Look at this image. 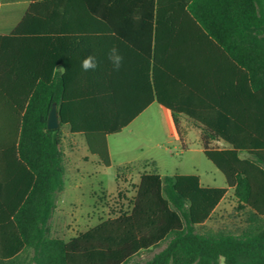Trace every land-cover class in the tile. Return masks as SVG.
<instances>
[{
  "label": "trees",
  "instance_id": "trees-1",
  "mask_svg": "<svg viewBox=\"0 0 264 264\" xmlns=\"http://www.w3.org/2000/svg\"><path fill=\"white\" fill-rule=\"evenodd\" d=\"M63 1L34 0L18 27L0 35V82L8 86L0 93L15 115L1 123L8 186L0 202V224L6 231L0 264H141L144 253L163 245L145 264H264V107L252 108L247 120L236 109L227 123H198L203 126V154L223 174L227 188L204 187L197 175L161 176L155 168L141 175L129 212L70 241L51 233L65 190L61 128L83 135L90 153L110 168L108 137L138 116L135 112L122 119L110 66L103 74L99 67L78 71L81 60L95 50L88 36L111 35L116 31L111 21L118 14L139 20L152 58V102L169 110L178 127L182 111L174 99L162 95L158 71L171 72L170 83L175 82L174 65L166 62L175 57V35L182 29H195L227 59L232 85L245 81L256 93L254 99L264 97V0ZM96 19L103 23L97 29L91 22ZM107 54L105 50L103 61L108 63ZM180 82L189 84L182 78ZM54 103L61 127L49 130ZM215 142L227 149L218 150ZM131 169L119 168L117 182ZM230 191L237 211H247V227L239 234L206 229Z\"/></svg>",
  "mask_w": 264,
  "mask_h": 264
},
{
  "label": "crops",
  "instance_id": "crops-1",
  "mask_svg": "<svg viewBox=\"0 0 264 264\" xmlns=\"http://www.w3.org/2000/svg\"><path fill=\"white\" fill-rule=\"evenodd\" d=\"M33 2L34 0H0L1 36L11 34L18 27ZM62 5H88V3L85 0H64ZM77 21L83 22L80 21V19ZM91 22L94 23L96 29L103 26L102 21L99 19ZM111 24L116 28V31L106 38L101 33L88 36L91 40L95 41V50L93 54L99 59L101 74L110 66L112 78L118 82V105L124 109V112H122V119H127L131 114L138 112V116L133 118L131 124L121 133L109 136L107 139L112 161L111 167H116L117 170L127 166L134 170L138 167H143L145 168L143 170L144 173H152L154 169L157 168L158 174L161 176H173L160 173L159 160L155 156H141L139 158L128 159L125 156L129 153V150L121 147V144L116 143L118 141L115 139L116 136L124 134V131L132 127L134 123L141 121L143 118H147L148 121L151 120L153 116L150 112L155 107L158 108L157 110L168 123L170 136L178 139L182 143V149H186L183 138L191 131L196 132L201 140L203 126L198 123H227L228 120L231 119L229 114L236 111V109H238L239 117L242 120L252 118V115L248 114L252 108L262 111L264 107V97L262 95L254 99V94L256 93L249 91L245 81H241L239 85H232L230 83V63L227 59L201 33L195 29V31L193 30L192 32H185L184 29H182L175 35V57H171L170 59L167 58L166 62L167 64L169 62V64L174 65L175 82L173 84L170 83L169 78L173 76L171 72L161 68L158 71V82L162 95L169 99H174L176 105H178L181 109L180 111H182V114H179L177 117V127L174 124L172 113L162 107L157 100L152 102V58H150L148 54V44H146L143 31L139 28V20L132 17L122 18L118 14V16L112 19ZM75 37L80 38L81 36ZM86 37L87 36H85V38ZM113 46L118 47L121 54L124 56L123 66L118 72L113 71L110 62L107 63L103 61L104 51H109ZM79 52L81 54V51ZM184 53H186V55L188 54V56L185 57ZM78 57H81L79 53ZM78 66V71L82 72L81 63H79ZM60 71L63 72L61 68ZM181 78L182 80L189 81L187 82L189 84H182L184 82H180ZM3 88H8V86L0 82V91ZM8 104L6 95L0 93V202L7 196L8 186V179L6 178L8 154L6 142L2 140L1 123H6L9 120L15 119L13 109H10ZM187 112L190 113V116L185 114ZM67 128L69 129L67 137L71 140V144L69 150L65 151L64 149L66 175H68L67 177L65 175V187L68 183L73 184L79 180L97 178L98 173L96 171L92 174L84 172L87 170L89 164H94L97 168L103 167L99 163L98 158L90 153L85 137L81 134H73L70 128ZM65 137L66 135L63 132V147L66 140ZM82 143H84L85 153L89 157L79 158L78 154H80V144ZM212 146L218 150L227 149V146L223 142H215ZM168 151L172 154L171 149ZM81 152H83V150ZM242 158H246V154H243ZM80 171L82 172L81 174H79ZM221 188H227V183L226 187ZM228 198L236 203L232 191L228 193L227 198L222 203L226 202ZM59 201L60 198H58L57 201L56 212L58 208L61 207L59 206ZM218 208L215 210L214 214L217 212ZM1 214L2 211H0V217ZM237 218L241 220L239 226L237 223H233V221H237ZM247 218L248 215L246 210L237 211L235 217L230 215L227 226L219 230L231 231L235 234H239L247 227ZM211 220L205 224L208 230H214L208 226ZM51 233L53 234L52 228ZM5 234V226L0 224V248H6V243L3 240L5 239ZM164 248L165 245L151 252L144 253L141 256L140 263L145 264L146 261Z\"/></svg>",
  "mask_w": 264,
  "mask_h": 264
},
{
  "label": "rangeland",
  "instance_id": "rangeland-1",
  "mask_svg": "<svg viewBox=\"0 0 264 264\" xmlns=\"http://www.w3.org/2000/svg\"><path fill=\"white\" fill-rule=\"evenodd\" d=\"M157 109L155 107L150 112L153 116L151 120L143 118L126 129L124 134L116 136V143L129 150L125 157L155 156L159 160L161 174L197 175L206 187H226L223 174L203 154L201 140L196 132L191 131L183 138L186 149H182V143L170 136L169 125ZM61 130L66 135L64 149L67 151L71 144L67 137L69 129L62 127ZM80 145L83 152L80 151L79 158L89 157L85 153L84 143ZM144 169L138 167L136 170H127L117 182L116 167L97 168L89 164L84 172L92 174L96 171L97 178L66 184L65 190L59 195L61 207L51 221L52 235L69 241L105 220L129 212ZM236 214V203L228 198L218 208L208 226L214 230L223 229L229 223L230 215L235 217ZM240 221L237 218L233 223L239 226Z\"/></svg>",
  "mask_w": 264,
  "mask_h": 264
},
{
  "label": "clouds",
  "instance_id": "clouds-1",
  "mask_svg": "<svg viewBox=\"0 0 264 264\" xmlns=\"http://www.w3.org/2000/svg\"><path fill=\"white\" fill-rule=\"evenodd\" d=\"M107 59L112 65L113 71H119L124 63V56L118 47L113 46L109 49ZM99 67V61L96 56L89 54L81 60V70L84 72L95 71Z\"/></svg>",
  "mask_w": 264,
  "mask_h": 264
},
{
  "label": "water",
  "instance_id": "water-1",
  "mask_svg": "<svg viewBox=\"0 0 264 264\" xmlns=\"http://www.w3.org/2000/svg\"><path fill=\"white\" fill-rule=\"evenodd\" d=\"M61 127V120L59 116L58 106L53 104L47 119V129L55 130Z\"/></svg>",
  "mask_w": 264,
  "mask_h": 264
}]
</instances>
